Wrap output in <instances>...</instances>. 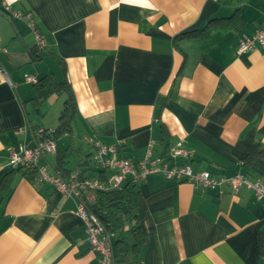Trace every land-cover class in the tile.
Returning a JSON list of instances; mask_svg holds the SVG:
<instances>
[{"label":"crops","instance_id":"crops-1","mask_svg":"<svg viewBox=\"0 0 264 264\" xmlns=\"http://www.w3.org/2000/svg\"><path fill=\"white\" fill-rule=\"evenodd\" d=\"M3 4L30 18L12 19ZM263 23L264 0H0L9 51L0 53V183L10 151L55 129L64 106L57 93L34 104L28 74L66 79L76 103L71 131L41 161L52 174L106 180L113 173L94 165L93 141L133 162L153 143L168 166L169 150L182 145L195 173L242 174L264 187V50L236 54L242 34ZM13 177L10 190L0 188V264H101L73 199ZM130 181L123 187L146 205L143 244L117 264H264V198L254 190H210L161 173Z\"/></svg>","mask_w":264,"mask_h":264},{"label":"built area","instance_id":"built-area-1","mask_svg":"<svg viewBox=\"0 0 264 264\" xmlns=\"http://www.w3.org/2000/svg\"><path fill=\"white\" fill-rule=\"evenodd\" d=\"M3 13L12 19L30 18L29 14L15 10L11 6L3 4ZM30 26L34 25L30 22ZM38 46L44 48V41L40 34L36 31ZM257 46L264 50V23L251 35L242 34L238 47L237 55H243L254 51ZM1 45L0 37V53H8ZM25 79L28 82H36L31 75L26 74ZM23 132V131H21ZM53 133V129L48 130V134ZM95 153L93 156L94 165L105 171H112L111 178L106 180L84 178L80 175H73L69 179H65L58 174H52L47 167L40 165L39 162L45 154H55L57 151L56 142L52 138L44 135V130L38 131V140L32 147L21 145L19 151H10V160L4 168H15L21 164H25L28 168L37 169L38 181L47 183L54 189L61 192L66 198H71L76 202L77 213L85 224L86 240L90 250L99 256L101 264L114 263V249L112 243V233H109L100 218L87 209L84 200H82V191L89 190L93 192H111L121 190L124 182L131 178L130 184L139 185L148 175L152 173H161L167 179H175L181 182H191L194 185L203 186L210 190H220L226 185L231 188L233 193H238L243 187H248L256 192L258 199L264 198V187L259 181L251 180L246 175H217L214 176L208 171L195 173L190 162V154L188 151L178 145L169 150L168 156L172 159L173 164L168 166L160 157L155 158L153 152V143L148 146L145 157L133 162L127 158H118L116 146H107L101 142H92ZM179 159L183 162L179 163ZM90 264V263H84Z\"/></svg>","mask_w":264,"mask_h":264},{"label":"trees","instance_id":"trees-1","mask_svg":"<svg viewBox=\"0 0 264 264\" xmlns=\"http://www.w3.org/2000/svg\"><path fill=\"white\" fill-rule=\"evenodd\" d=\"M3 12V11H2ZM26 14V13H25ZM237 21L238 14L236 13L231 19ZM203 32V31H202ZM199 32V33H202ZM198 31H192V33H185L186 36H191L197 34ZM190 34V35H189ZM183 36V35H182ZM181 37V36H180ZM34 51V50H33ZM67 80L58 81L53 75H46L40 80H37L34 83L35 87V96L32 99L34 104L40 106L45 102L52 94L64 95V106L59 117V123L53 133L48 134L50 128H42L44 130V135L48 138H52L57 145L56 139L63 135L66 132L71 131V121L76 110V103L73 94L71 93L69 87L67 86ZM37 140H38V131H37ZM37 142V141H36ZM36 144V143H35ZM117 150H121L120 147H117ZM58 152V145L57 151ZM49 154H45L42 159ZM54 155V154H53ZM40 160L39 164H41ZM47 167V166H46ZM58 170H61L62 164H58L56 167ZM48 169V167H47ZM100 169V168H99ZM102 170V169H101ZM49 171V169H48ZM22 173L25 177L30 180L38 181L37 169L28 168L25 164H21L15 168L11 167L4 171L2 174V180L0 183V188L3 191L10 190V184L13 181V176L16 173ZM50 172V171H49ZM51 173V172H50ZM61 177H64L61 172L57 173ZM83 177V176H81ZM86 178V177H84ZM137 186V185H135ZM85 191H82V196L86 207L89 211L94 212L104 224L106 230L109 233L116 235V244L113 245L114 249V263H118L119 254H121V259L126 260L129 251H134L135 248L140 247L143 244V233H142V220L146 214V205L141 199L139 192L130 188L129 186L123 187L121 190L111 191V192H94L89 197V194L85 195ZM119 203L120 206L127 207V213H123L120 208L112 207V204ZM126 227L127 231H126ZM125 232L129 233L132 236V244H129L128 237H126ZM123 243L120 250H117V245Z\"/></svg>","mask_w":264,"mask_h":264},{"label":"water","instance_id":"water-1","mask_svg":"<svg viewBox=\"0 0 264 264\" xmlns=\"http://www.w3.org/2000/svg\"><path fill=\"white\" fill-rule=\"evenodd\" d=\"M112 207L120 208L123 211L124 214L127 213V207L126 206H120L119 203L112 204Z\"/></svg>","mask_w":264,"mask_h":264}]
</instances>
